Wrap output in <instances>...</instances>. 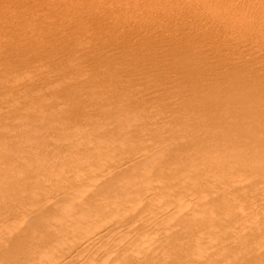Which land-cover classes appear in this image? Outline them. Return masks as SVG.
Wrapping results in <instances>:
<instances>
[{
    "label": "bare ground",
    "instance_id": "obj_1",
    "mask_svg": "<svg viewBox=\"0 0 264 264\" xmlns=\"http://www.w3.org/2000/svg\"><path fill=\"white\" fill-rule=\"evenodd\" d=\"M0 12L14 78L48 57L64 70L20 92H55L63 120L86 125L65 133L76 147L48 133L38 165L29 153L3 167L0 264H264V217L251 215L264 212V0H0ZM57 34L73 48L46 40Z\"/></svg>",
    "mask_w": 264,
    "mask_h": 264
},
{
    "label": "rangeland",
    "instance_id": "obj_2",
    "mask_svg": "<svg viewBox=\"0 0 264 264\" xmlns=\"http://www.w3.org/2000/svg\"><path fill=\"white\" fill-rule=\"evenodd\" d=\"M10 15V14H9ZM4 14H2L0 12V26H2L3 24L7 25V23H5V19H4ZM7 18V17H6ZM4 20V21H3ZM7 20V19H6ZM2 21V23H1ZM55 36V35H54ZM52 36L50 38H47L46 40H49L48 42L51 43V38L54 39V43H56L57 45H61L59 46L60 48H64L65 51H68V49H72L73 48V45L76 43H73V44H67V41H65V44H64V41L63 40H60L62 39L61 36H59L57 34V36L61 37V38H58L59 40H57V36ZM84 39V38H83ZM81 40V38L79 39V41H83V43H86V41L84 40ZM82 43V42H80ZM87 44V43H86ZM84 44V45H86ZM65 45H67V47H65ZM82 47V46H81ZM81 47H77V49H80ZM85 47V46H84ZM65 48H68V49H65ZM77 52V50H76ZM80 51H78L76 53V55L79 53ZM92 56V60L95 61L96 59H101V58H98L96 55L94 54H89V57L87 55L83 57V61L85 62V58H90ZM49 58V57H48ZM46 58L44 61L46 62H41V63H38L37 66H32L31 68H27L24 70L22 76L18 79H16V77L14 78V73L9 71L4 64H2V62L0 61V77H3V79H0V152L2 154H4L2 156V154H0V180H1V177L3 176L4 172H5V169L4 168H9L11 169L12 167L13 168H18V165H19V162L21 161V159L23 157H26L27 154H28V157L30 155V157H32V161L33 163L37 160L38 157H40V159H42L43 156L40 155V152L38 150V145L43 142L46 138H53L55 139V144L53 141V139L51 140V144L53 143L55 145V147H59V148H63V149H72L73 147H76L74 143H72L73 141H71L72 139H75L74 137H70L67 136V134L65 133H78V134H82L84 133L85 131V128L84 126L86 125H82L83 124V121L82 119H78V118H71L64 121L63 118L61 117V115L58 113L57 110H54V108L58 109V103L60 102V100H62V96L61 95H58L57 93H49V94H44L42 95L40 92L41 89L39 88H34V89H31L30 91H27L25 93H22L20 92L21 91V88L23 89V85H25L26 83H28L32 78L36 77V76H44V78H47V79H53L55 77V75H59L61 74L63 71H61L62 69H60V71H56L58 70V68H55V67H47L49 65V61L47 62V60L51 59V60H54V57H50L49 59ZM50 60V61H51ZM96 60V61H97ZM78 62L75 65H78L76 68L77 69H86V63L84 62ZM46 67H44V66ZM63 65V68L65 66H67L66 68L69 70V64L65 63V64H61V65H57L56 67L58 66H61L62 67ZM80 65V66H79ZM126 65H122V66H118V67H125ZM39 67V68H38ZM38 68V69H37ZM56 70H55V69ZM128 68V67H126ZM50 69V70H49ZM55 72H53L52 70ZM118 69V68H116ZM114 69V70H116ZM120 69V68H119ZM113 70V71H114ZM47 71V73H46ZM50 71V72H49ZM43 72V73H42ZM45 72V75H43ZM58 72V73H57ZM60 72V73H59ZM51 73V74H50ZM54 73V74H53ZM30 74V75H28ZM41 74V75H39ZM47 74V75H46ZM49 74V76H48ZM26 75V76H25ZM56 75V76H57ZM9 76V77H8ZM3 81V82H2ZM2 82V84H1ZM14 82V83H12ZM11 83V84H10ZM24 83V84H23ZM22 86V87H21ZM145 86H141L139 87L138 89H136L134 91V93H136L133 97L136 98V96H141L144 94L145 90L144 89ZM38 90V91H36ZM15 91V92H13ZM17 91V93H16ZM8 92V93H7ZM32 96H35L37 97L38 99H32V96H30V94ZM5 93V94H4ZM40 93V94H39ZM138 93V94H137ZM19 94V95H18ZM141 94V95H139ZM18 95V96H17ZM45 95H48V98L47 96ZM54 95V96H53ZM52 96V97H51ZM62 98H61V97ZM50 100V101H45V100ZM58 103H56V101ZM35 102V104H34ZM53 102V103H52ZM5 103V104H4ZM13 105V106H12ZM21 107H20V106ZM23 105V106H22ZM30 105V106H29ZM18 106V107H16ZM55 106V107H54ZM9 107V108H8ZM23 107V108H22ZM101 109H104V103L99 106ZM20 108V112L17 114V115H14L13 113V110L15 109H18ZM22 108V109H21ZM26 108V109H25ZM35 110V111H34ZM48 110V111H47ZM143 110V109H141ZM140 110V111H141ZM148 110V109H147ZM51 111V112H50ZM144 111H146V109H144ZM38 114H40L39 116H47V117H53V119H56V120H53V122H50L49 121V124H44L45 121L41 120L38 116ZM9 115V116H8ZM9 117L11 119H9ZM38 120H37V118ZM14 118V119H13ZM28 118V119H27ZM33 119V120H32ZM40 119V121H39ZM17 120V121H15ZM42 121V122H41ZM62 121V122H61ZM72 121V122H71ZM18 122V123H17ZM20 122V123H19ZM41 122V124H40ZM76 125H75V123ZM23 123V124H22ZM28 123V125H27ZM37 123V124H36ZM53 123V124H52ZM85 123V122H84ZM22 124V126H21ZM13 127H12V126ZM43 125V126H42ZM46 125V126H45ZM50 125V126H48ZM84 128L83 131H81L80 129L82 128V126ZM7 126V127H6ZM20 126V127H19ZM27 126V128H26ZM30 126V127H29ZM42 129H41V127ZM74 126V127H73ZM81 126V127H79ZM38 127V128H35ZM49 127V128H48ZM61 127V128H60ZM102 127V128H101ZM9 128L12 130L10 131ZM16 128V129H15ZM22 128V129H21ZM46 128V129H45ZM72 128V129H71ZM80 128V129H78ZM14 129V130H13ZM34 129L36 131H34ZM39 129V130H38ZM49 129V130H48ZM103 126H99L97 128V130H103ZM17 130V131H16ZM51 130V131H50ZM55 130V131H54ZM63 130L62 132V135L60 134L61 132L60 131ZM76 130V132H75ZM96 130V131H97ZM8 131V132H7ZM40 131V132H39ZM45 131V132H44ZM59 133H58V132ZM71 131V132H70ZM74 131V132H73ZM30 132V133H29ZM53 132V133H52ZM20 133V135H19ZM26 133V134H25ZM49 133V134H48ZM50 136H48V135ZM65 134V135H63ZM22 135V140L21 137ZM56 135V136H55ZM59 135V136H58ZM17 136V137H15ZM40 136V138H39ZM43 136V137H42ZM48 136V137H47ZM52 136V137H51ZM61 136V137H60ZM9 137V138H8ZM19 138V139H18ZM34 138V140H33ZM45 138V139H44ZM64 138V139H63ZM68 138V139H67ZM16 139V140H15ZM29 139V140H28ZM32 139V140H31ZM4 140V141H3ZM7 140V141H6ZM40 140V141H39ZM20 141V142H19ZM62 141V142H60ZM4 142V143H3ZM34 142V143H33ZM31 143V144H30ZM35 143H36V146H35ZM2 144V145H1ZM52 144V145H53ZM30 145V146H29ZM68 145V146H67ZM72 147V148H71ZM35 148V149H34ZM19 149V150H17ZM33 149H34V152H33ZM15 150V151H14ZM22 150V151H21ZM37 150V151H36ZM4 151V153H3ZM30 151V152H29ZM23 152V153H22ZM25 152V153H24ZM14 153V154H13ZM16 153V154H15ZM30 153V154H29ZM18 154H19V157H18ZM36 154V155H35ZM22 157V158H21ZM37 157V158H36ZM21 158V159H20ZM13 159L16 161H13ZM18 159V160H17ZM1 162H3V164H1ZM13 162V163H12ZM15 162V164H14ZM37 162V161H36ZM35 162V163H36ZM40 162V161H39ZM38 163H34L35 165H38ZM9 164V165H8ZM13 165V166H12ZM9 166V167H8ZM4 167V168H3ZM0 195L4 194L3 191L5 190L4 189V186L3 185H0ZM2 189V190H1ZM31 204H28V207L30 208ZM257 213V212H256ZM255 215H253V213L251 214L252 217L255 219H260L261 217H264V212H260V213H257ZM261 215V216H260ZM258 216V217H257ZM252 218V219H253ZM205 253H208V254H212L213 253V249H207Z\"/></svg>",
    "mask_w": 264,
    "mask_h": 264
}]
</instances>
